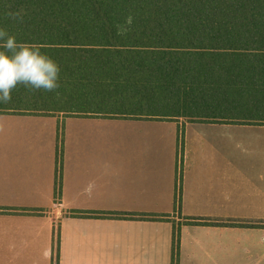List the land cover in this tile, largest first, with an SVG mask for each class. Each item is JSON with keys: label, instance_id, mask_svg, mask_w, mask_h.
<instances>
[{"label": "crops", "instance_id": "0c3cea01", "mask_svg": "<svg viewBox=\"0 0 264 264\" xmlns=\"http://www.w3.org/2000/svg\"><path fill=\"white\" fill-rule=\"evenodd\" d=\"M0 114L6 115L8 136L17 142L0 148V264L264 263V161L242 162L237 169H247L243 173L234 160L235 125L253 124L110 118L121 121L123 130L132 129V143L115 154L119 166L109 162L103 124L109 117L68 115L82 119L76 131L89 125L95 144L83 145L76 132L75 145L65 151L63 146L60 157L59 145L50 143L60 131H42L38 121L52 116L60 121L66 114ZM162 121L178 122L179 132L182 126L200 132L182 148ZM42 136L49 138L47 145L37 143ZM254 154L264 157V146ZM180 158L186 173L182 207L176 209ZM123 171L133 181L119 182ZM240 175L246 181L237 188ZM72 211L93 215L74 216ZM110 212L167 219L106 216ZM183 217L203 221L189 225ZM239 220L246 226L237 227ZM58 228L59 251H67L62 261L51 256ZM108 228L117 231L110 241ZM111 252L115 256H108Z\"/></svg>", "mask_w": 264, "mask_h": 264}, {"label": "trees", "instance_id": "16d2710c", "mask_svg": "<svg viewBox=\"0 0 264 264\" xmlns=\"http://www.w3.org/2000/svg\"><path fill=\"white\" fill-rule=\"evenodd\" d=\"M0 28L60 68L58 89L18 85L0 113L264 124V0H0Z\"/></svg>", "mask_w": 264, "mask_h": 264}, {"label": "rangeland", "instance_id": "374dc122", "mask_svg": "<svg viewBox=\"0 0 264 264\" xmlns=\"http://www.w3.org/2000/svg\"><path fill=\"white\" fill-rule=\"evenodd\" d=\"M6 115L0 114V148L5 147L6 145L14 144L17 143L12 140V137L8 136L7 132V125L5 124V117ZM87 118V117H85ZM76 120V121H73ZM82 119H79L77 116H63L62 120H58V117H45L44 119L42 118L41 121H38L40 126L39 128L45 132H47L49 129L53 132L55 130V134H58L59 136H52L50 138V143H54L55 145H61L62 150L64 146V151L66 150L65 147L69 146L72 147V145H75L74 142L76 140L75 135L76 132L79 134H82L83 138V145H94L95 142L93 143L94 140V134L91 132L92 130L89 129V125H85L80 128V131H76V125L81 123L83 121H80ZM161 123L165 124V126H168L169 128H172L176 135L177 138L175 139V144L180 145L182 148L184 146V142H188L189 146L191 145V142H193L199 135V130L196 129H188L187 126H182L180 132H179V123L174 122V121H162ZM186 121H182V124H185ZM188 123V122H187ZM186 123V124H187ZM103 124L105 125L106 129V147L108 149V154H109V162L112 161V163H119V166L121 164V158L118 160H115V154L117 151H119V147L121 146L122 148L125 147L126 145H129L132 143V137L130 135V131L132 129H128L127 127L124 126L123 130V123L119 120L115 119H110L108 118L107 120L103 121ZM127 124V123H124ZM134 124V122L130 123ZM185 124V125H186ZM134 126V125H130ZM58 129V130H57ZM183 129V130H182ZM119 130L121 131L122 135L119 138ZM199 131V132H198ZM47 136H42L41 138H37V143L47 145L48 142L46 138ZM179 137V138H178ZM235 150H234V160L237 163L236 169L242 162H256L257 160H262L264 161V157L257 156V154H254V151L256 148L259 146L261 147L262 145L264 146V124H253V125H244V124H236L235 125ZM173 140V138H172ZM103 142V141H102ZM87 143V144H86ZM131 146H128L130 148ZM217 153V151H215ZM185 169L186 165L185 162L183 163L182 158H180V164H179V171L177 174L178 178V195L175 201V207L176 209H179L182 207V200H181V183L184 182L185 179ZM124 172V171H123ZM237 172H243L246 173L247 169L242 168V169H237ZM117 181V180H116ZM126 181L131 182L133 179L129 176L121 175L119 172V182ZM246 181V177L243 175H240L237 178V188H241ZM110 203V202H109ZM113 203V202H112ZM187 217H183V219H186ZM189 225H195L197 226V223H200L203 221V218H197V217H189L187 218ZM190 222V223H189ZM208 223V222H206ZM201 225V224H199ZM236 225H240L237 227H245L246 226V221L241 222L240 220L236 222ZM188 226V225H187ZM60 228H58V236L56 237L55 244H53V251H51V256L53 257L55 255L56 258L61 257L62 259L67 257V251L60 253L59 251V246H61V236H60ZM116 230L108 228L107 233L110 239H114L116 236ZM178 236L180 238V234L178 233ZM108 256H115L114 252H111L108 254ZM61 263V262H60ZM58 260L54 262V264H60ZM108 264H115L114 262H109ZM121 264V263H119ZM264 264V263H263Z\"/></svg>", "mask_w": 264, "mask_h": 264}, {"label": "clouds", "instance_id": "9594fccd", "mask_svg": "<svg viewBox=\"0 0 264 264\" xmlns=\"http://www.w3.org/2000/svg\"><path fill=\"white\" fill-rule=\"evenodd\" d=\"M7 17L23 22V12H8ZM60 68L37 44L18 43L14 34L0 28V103L12 100L18 85L29 91L54 92L59 88Z\"/></svg>", "mask_w": 264, "mask_h": 264}]
</instances>
